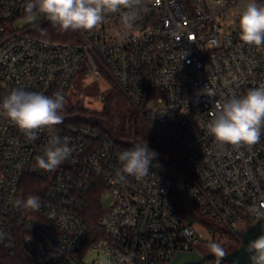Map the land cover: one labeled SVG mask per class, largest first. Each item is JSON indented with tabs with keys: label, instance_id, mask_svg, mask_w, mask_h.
<instances>
[{
	"label": "built area",
	"instance_id": "2783aa9c",
	"mask_svg": "<svg viewBox=\"0 0 264 264\" xmlns=\"http://www.w3.org/2000/svg\"><path fill=\"white\" fill-rule=\"evenodd\" d=\"M249 2L141 0L130 31L122 29L128 9L121 8L88 37L77 30L70 41L36 34L46 15L17 26L27 0H0L2 96L19 87L66 101L80 73L106 72L173 156L192 200L185 208L175 181L151 166L141 179L119 180L118 156L127 148L91 125L58 124L29 139L0 107V249L22 244L37 264H166L182 252L214 264L198 228L221 240L223 230L256 222L249 209L264 205V129L250 146L221 144L207 130L217 101L264 84V49L240 40L238 13ZM53 135L66 138L72 153L46 171L36 158ZM25 176L42 181L39 210L20 203ZM92 193L110 198L99 237L84 217ZM89 252L95 258L82 263Z\"/></svg>",
	"mask_w": 264,
	"mask_h": 264
},
{
	"label": "clouds",
	"instance_id": "9594fccd",
	"mask_svg": "<svg viewBox=\"0 0 264 264\" xmlns=\"http://www.w3.org/2000/svg\"><path fill=\"white\" fill-rule=\"evenodd\" d=\"M141 0H27L26 14L34 10L46 15L53 27L61 31L93 30L105 20L106 13H117L128 9L121 16V25L126 33L137 21V6ZM240 40L249 46L264 49V5L250 0L238 13ZM120 29H118L119 31ZM210 95H214L211 93ZM0 107L6 116L29 138L35 139L38 131L63 122L61 113L65 108V98L60 93L47 96L40 92L13 88L3 99ZM216 110L207 124L208 132L224 145H255L264 129V84L248 89L243 96H233L223 102H216ZM72 153L65 138L53 135L50 146L42 156L36 158L40 169L54 171ZM157 153L147 143H136L122 151L119 156L121 167L117 170L119 180L126 176L141 179L150 171V165ZM158 166V165H157ZM30 210H39L40 198L30 195L20 202ZM264 208L251 207L249 211L264 219ZM209 254L215 257L214 264H221L228 252L219 244H208ZM245 251L251 264H264V233L249 242Z\"/></svg>",
	"mask_w": 264,
	"mask_h": 264
},
{
	"label": "trees",
	"instance_id": "16d2710c",
	"mask_svg": "<svg viewBox=\"0 0 264 264\" xmlns=\"http://www.w3.org/2000/svg\"><path fill=\"white\" fill-rule=\"evenodd\" d=\"M36 34L50 37L57 40L77 39L73 30L61 31L58 27H53L51 22H47ZM81 74V73H80ZM111 90L105 92L101 108L93 109L83 105L65 106L61 113L63 122L84 123L100 130L104 135L111 137L118 145L131 148V143H147L148 147L157 153L156 161L163 167L173 168L176 164L173 156L168 153L161 144L153 137L152 132L145 123L140 110L135 107L124 92L116 84H112ZM88 93V92H87ZM0 91V95H1ZM22 186V199L30 195L38 196L43 194L40 186L42 181L25 176ZM102 214V203L96 193H92L86 202L84 217L92 236H102L98 226V220ZM251 221L249 224H253ZM211 226H214L210 223ZM218 229V227H215ZM224 238L235 249L241 245L242 235L233 231L223 230ZM216 241V240H214ZM216 242H220L217 240ZM215 242V243H216ZM0 264H37L27 249L20 244L13 251L0 249Z\"/></svg>",
	"mask_w": 264,
	"mask_h": 264
},
{
	"label": "rangeland",
	"instance_id": "374dc122",
	"mask_svg": "<svg viewBox=\"0 0 264 264\" xmlns=\"http://www.w3.org/2000/svg\"><path fill=\"white\" fill-rule=\"evenodd\" d=\"M45 17V14L39 12L38 10L33 11L31 14H26L22 18H19L15 24L17 26L27 25L34 20H39L40 18ZM95 29V28H94ZM93 29V30H94ZM90 30V31H93ZM82 35L88 37V30H78ZM75 35H78L77 30H73ZM112 84H115L114 80L111 78L109 74L106 72H101V76L94 77V76H86L85 73L79 74L65 101V106H72V105H83L93 109H99L102 106V99L105 96V92L111 90ZM88 92V93H87ZM4 97L2 94L0 95V101H3ZM153 137L155 138L154 134L152 133ZM102 207H107L110 203V198L108 196H103L101 199ZM248 225L240 224L239 229H246ZM199 232L204 241L202 249L203 251L208 252V244L210 242L215 243L213 241V235L208 232L207 229L199 227ZM224 229V228H221ZM231 232V231H230ZM235 233H240L236 231ZM241 234V233H240ZM217 244L221 245L227 252L233 250L227 240L221 239L220 242H216ZM95 252H89L86 254L83 260L80 259L82 263L92 261L95 258Z\"/></svg>",
	"mask_w": 264,
	"mask_h": 264
},
{
	"label": "water",
	"instance_id": "95a60500",
	"mask_svg": "<svg viewBox=\"0 0 264 264\" xmlns=\"http://www.w3.org/2000/svg\"><path fill=\"white\" fill-rule=\"evenodd\" d=\"M133 144L136 143H131L130 146L132 147ZM150 166L155 171L175 181L176 191L180 196L184 207L190 209L192 207V200L186 191L185 182L180 173L179 165L175 164L173 168L168 169L161 166L156 160H154ZM236 230H238L242 235L241 245L229 251L223 260H226L231 264H251L249 260V254L245 251V248L250 241L256 239L262 233H264V219L259 218L246 229L236 228ZM206 256L214 257L211 254H206ZM203 259V256L198 252H182L178 253L169 263L166 264H199L203 261Z\"/></svg>",
	"mask_w": 264,
	"mask_h": 264
}]
</instances>
